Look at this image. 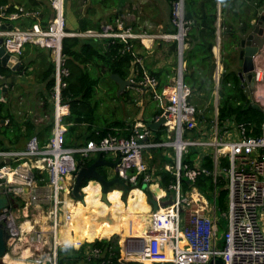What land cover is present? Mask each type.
Returning <instances> with one entry per match:
<instances>
[{"label": "built area", "instance_id": "2783aa9c", "mask_svg": "<svg viewBox=\"0 0 264 264\" xmlns=\"http://www.w3.org/2000/svg\"><path fill=\"white\" fill-rule=\"evenodd\" d=\"M47 1L51 14L44 25L40 24L37 10H27L18 5L7 10L6 5L0 6V37L5 52L19 56L24 44L32 43L48 49L55 66L54 85L48 95L52 103L49 138L39 145L32 136L21 148L0 149V197L8 200V204L0 209V225L9 233L7 245L20 246L17 247L18 254L27 246L35 264H61L56 259V248L60 245L54 241V228L62 211L63 194L71 200H78L71 193L75 175L84 166V160L101 154L105 161L113 163L112 175L104 178L117 177L132 185H127V190L116 184L110 188L118 189L119 198L123 200V195L131 188L142 191L144 186V199L152 211L151 228L146 230L145 236L126 237L123 246L117 242L124 260L122 249L125 250L127 245H137L140 238L141 248L137 252L147 253L151 245L162 253L170 250L171 260L152 263L215 264L219 260L220 264H264V65L258 63L259 53L253 57V86L250 89L243 86L248 104L263 112L257 134L253 133L250 122L225 120L220 123L217 120V87L222 67L216 43L212 47L214 109L210 119L202 117L199 120L201 111L188 101L191 92L182 81V59H177L175 75L159 86L158 78L142 68L137 57L136 63L142 70L137 77V66L133 68L126 78L128 86L141 95L149 94L160 109L149 121L162 116V123L153 130L145 122L135 121L124 128L125 134L107 132L97 141L88 139L83 144L65 145L63 116L68 112V104L60 100V89L65 86L62 77L68 72L63 66L62 37L110 38L109 42H121L127 47L130 39L138 38L142 42V36L149 35L123 26L118 19L116 26L102 24L99 30L65 31L63 0ZM170 10V24L175 32L157 34L156 37L175 41L176 52L182 58L183 36L189 24L183 19V0H174ZM20 16H30L34 22L29 27L8 23ZM186 153L193 154L189 167L181 163ZM205 157L211 161L210 169L202 165ZM161 171L172 176L163 187L160 185ZM198 173L209 174L213 183L222 177L226 205L219 213L214 205L217 187L204 195L191 184ZM181 175L188 181L183 191ZM95 181L101 190L100 183ZM137 182H140V187L135 186ZM152 186L160 194L154 192ZM81 189L79 186L82 197ZM149 197L157 202L154 210ZM15 199L19 207L15 206ZM40 204L46 205L45 222L50 228L41 231L38 224H32L30 230L22 231L19 223L27 219L31 222L29 208H40ZM15 211L18 216H15ZM220 219L222 229L219 232ZM84 253L89 259L101 256L98 247H89Z\"/></svg>", "mask_w": 264, "mask_h": 264}, {"label": "trees", "instance_id": "16d2710c", "mask_svg": "<svg viewBox=\"0 0 264 264\" xmlns=\"http://www.w3.org/2000/svg\"><path fill=\"white\" fill-rule=\"evenodd\" d=\"M173 1L168 0L170 7ZM250 1L253 2L252 11L264 5V0ZM91 2H98L104 5L106 0H91ZM217 2H219V8L217 7ZM244 2L245 0H183V19L187 22L189 21V24H187V29L183 36L185 47L182 50V60L184 61L182 81L189 87L191 92L188 101L201 111L198 119L201 120L202 117L205 120L210 119L213 111L212 91L214 89L212 81L214 69L212 47L215 45L218 32L222 71L219 75L217 87V120L220 123L225 120L250 122L254 128L253 133L257 134L260 131L263 112L248 104L249 100L236 72L238 68L237 43L252 28V25L249 23L250 17L248 15L245 16V14L242 17L244 13L243 9L245 10L243 6ZM14 3L23 4L27 8L40 7L42 0H16L13 3L8 2V0H0V6L7 5V10H11ZM85 13L84 15H77L78 30L87 28L99 29V20H92L90 13L87 11ZM111 19L112 15L107 17L108 21ZM45 23L46 20L42 18L41 25ZM64 29L68 31L66 28ZM168 31L169 33H174L175 28L172 26V29ZM109 39L98 38L95 40L70 36H65L61 39V54L64 59L63 66L68 72L66 76L62 77L65 81V86L60 89V100L68 104V113L63 116V122L66 123V130L63 136L65 145L83 144L88 139L97 141L107 132L125 134L124 128L129 126V124L121 119L109 121L106 117H102L100 120L96 113L98 101L91 102V98L95 93V87L99 81L98 77L93 75V69L102 68L108 74H115L121 79H126L135 66H137L138 71L137 77L142 70L140 65L136 63V58L141 56V54L134 52L133 42L135 40H132L128 43L127 47H124L121 42L114 41L111 43ZM30 44L31 49H35L36 45ZM175 47L176 43L172 41L170 49L174 51ZM24 57L25 52L23 51L19 55L22 64L19 70L11 71L7 67H0V74L8 77L12 73L19 74L25 70L29 63L28 61L23 63ZM40 64L36 82L40 84L41 105L45 109L48 106L46 98H49L48 95L54 85L55 66L48 55L41 57ZM147 71L158 78L159 86L166 83L165 78H163L165 72L162 68H149ZM120 94H126L125 89ZM159 110L155 108L152 116L156 115ZM6 118L8 122L2 123ZM0 120L2 121L0 122V149L20 148L21 144L31 136H35L39 145H42L50 136L51 119L46 123L41 122L37 124L38 127L28 118L19 121L10 112L8 100L0 101ZM141 120L145 122L149 121L143 118ZM192 156V153L184 154L181 158V163L187 167L191 166ZM94 159L95 157H90L84 160L83 165H89ZM202 165L210 169V159L205 157ZM95 169L97 170V166ZM97 171L105 177L101 171ZM160 174V185L163 187L172 176L164 171H161ZM86 182L87 179L85 178L80 182L83 194H85L84 190L91 187L90 184L95 181H89V183L85 184ZM191 184L204 195H207L208 191L213 187H217L214 198L215 211L219 213L225 208L226 191L222 188V177H218L216 182L213 183L209 174L198 173L193 178ZM127 185L129 187L132 186L128 183ZM140 185V182H137L135 186L140 187ZM187 186L188 181L181 175V190H185ZM136 189L140 190L138 188L132 190ZM108 194L110 196L113 195L112 198L120 201L123 205V200L119 198V191H109ZM78 206H82L86 211H92L97 214L95 227L92 229L85 219L73 223L68 236L71 240L75 236H79L80 240L72 246L64 245L56 248V259L59 263L78 264L80 260H83L84 264H98L100 261L103 264H149L150 261L171 260L170 250L162 253L154 247L151 251L152 245L150 246V250L145 253V258L139 260L140 262L136 261L138 260L136 258L137 251L129 253L128 250L122 249L124 257L127 259L124 260L118 246V244L123 246L124 239L116 240L110 238L112 235H118L119 229V216L114 212L113 205L101 201L95 207L88 195H84L82 202H74L71 210L61 212V215L68 216ZM124 211L126 210L124 209ZM125 216L122 217V220L124 223H127ZM104 223H107V227H102ZM66 228H68L67 222ZM221 229L222 220L220 219L218 231L220 232ZM65 235L61 237V242L64 241ZM81 240L83 243L80 242ZM89 247H98L101 251V256L98 258H86L84 250Z\"/></svg>", "mask_w": 264, "mask_h": 264}, {"label": "rangeland", "instance_id": "374dc122", "mask_svg": "<svg viewBox=\"0 0 264 264\" xmlns=\"http://www.w3.org/2000/svg\"><path fill=\"white\" fill-rule=\"evenodd\" d=\"M89 1V0H88ZM91 1V0H90ZM110 2L112 1V4H115L117 2V0H106V2ZM107 2V3H108ZM115 2V3H114ZM121 2V0H120ZM109 4V5H112ZM108 5V4H107ZM245 10L243 9V15L242 17L245 16H249L250 20L249 23L254 26L256 21L258 20V17L260 15L261 9L263 10L264 5H262L261 7L257 8L256 10H253V2H251L250 0H245L244 4H243ZM110 7V6H108ZM93 9L95 10V16L98 15L100 16L102 22L104 20H106V16L109 15L110 10H107L105 7H103L101 4H99L98 2H94L93 3ZM62 12H63V16H64V21H65V27L68 25L70 26L71 29H75V16L74 13L72 11V8L70 6V0H63V8H62ZM126 13L124 7H122V9L119 10V14L120 13ZM170 15H171V10H169V14H168V19L170 21ZM253 20V22L251 23V21ZM252 29V28H251ZM250 29V30H251ZM249 33V32H248ZM247 33V34H248ZM246 35H244L241 39H245ZM95 40H97L98 38H94ZM241 41V40H240ZM143 44H145L147 47L150 46L151 44V39L147 40L146 38H143L142 40ZM172 41H163L161 39H156L155 42L153 43L152 47L150 49H145V48H140L141 46L138 47L140 48L139 52H141V58H142V64L144 66V68H150V69H157V68H162L165 72V76L163 78H165L166 82L169 81V78L175 75V67H176V63H175V55L174 52L170 49V43ZM136 44V42H134ZM217 43V41H216ZM215 43V45H216ZM26 44V45H25ZM24 46L26 48V53L25 55H29L28 57H25L23 59V61L27 62L28 61V65L26 67H30L31 68V77L32 80L36 81V76H37V71L40 70L39 68V59H36V55L31 53V44L30 43H25ZM239 44V43H237ZM238 47V46H237ZM241 48V45H239L238 50ZM214 51H216V48H214ZM260 52V51H259ZM257 52V53H259ZM143 54V55H142ZM263 56V54H261V57ZM44 57V56H43ZM49 57V55H48ZM144 57V58H143ZM30 58H33L32 61H29ZM50 59V58H49ZM37 60V61H36ZM41 60V59H40ZM173 67V68H171ZM93 75L98 77V83L95 87V93L93 94L92 98H91V102L92 101H98V105H97V116L100 118V120L102 119V117H106L109 121L110 120H124L125 123L127 124H133L136 120H139L141 118H143L144 120H149V118L152 116V112L153 110L156 108V104L155 101H153L152 99H150V96L148 93H144V94H140L139 92H136V90L133 87L127 86L125 88L126 94L121 95V91L117 92V85L116 83L112 80V78H110V74L107 73V71H105L102 68H95L92 70ZM35 87L34 90L32 91H23L24 95L26 92L28 93H32L30 95H14L13 98L11 99L12 103V107L18 108L16 110V114L17 116H19V118L25 117L26 114H28L27 117H29V114L31 116H34L35 118H37V123H41V122H48L51 119V114H52V108H51V102L50 99L47 97L46 101L48 103L47 108H43L41 105V98L39 97L38 90L40 89V84H36L35 82L32 83ZM19 97L22 98L23 102L20 105L15 106V101L16 99H18ZM40 100H39V99ZM213 100V98H212ZM203 110V109H202ZM111 166L110 165H99L97 166V170L101 171L105 176H111L112 175V171H111ZM91 187H97L100 188L99 184L94 182L90 184ZM111 189V188H109ZM142 191H145V187H141ZM112 191H119L118 189H113ZM141 190H132L130 192H127V194L123 195V206L124 209L126 211H134L137 213H150V207H148L149 205L147 204V202L144 199V194ZM113 196V195H111ZM208 198V197H207ZM99 200L101 201V199L99 198ZM17 199L14 200V204L16 207H19L18 203H17ZM160 203H162V201H160ZM147 206L148 208L146 209ZM40 208H32L30 207L28 213L30 217L29 219H31L32 223L34 221V219H36L37 217L41 215H46V205L40 204L39 206ZM14 210V209H13ZM71 210V209H70ZM69 210V211H70ZM39 212V213H38ZM15 216H18V212L15 211ZM71 214H69L68 216H70ZM61 216H67V215H61ZM129 216H125V219L127 220ZM19 220L21 219V217L18 218ZM150 221L149 220V225H150ZM46 223V222H45ZM65 225H61L59 227H62L64 229H66V222H64ZM47 226L49 224H46ZM102 227H107V224H103ZM72 228V227H71ZM70 228V230H71ZM69 230V232H70ZM58 232V231H57ZM68 232V235H69ZM65 235V232L63 233L62 231L58 233V239H59V245H61V241H62V236ZM69 237V236H68ZM110 238L112 239H116L115 235L110 236ZM70 239V238H69ZM74 239V238H73ZM107 239V238H104ZM71 240V239H70ZM73 241V240H71ZM10 242V241H9ZM8 242V243H9ZM18 248H21L18 245H15L13 247H11L10 244L7 245L6 248V253L10 254V255H18ZM34 257V256H33ZM0 264H5L0 262ZM78 264H84L83 260H80ZM142 264V263H141ZM153 264V263H152ZM154 264H166V263H154Z\"/></svg>", "mask_w": 264, "mask_h": 264}, {"label": "crops", "instance_id": "0c3cea01", "mask_svg": "<svg viewBox=\"0 0 264 264\" xmlns=\"http://www.w3.org/2000/svg\"><path fill=\"white\" fill-rule=\"evenodd\" d=\"M34 1H37V0H34ZM8 2H12L13 3V2H16V0H8ZM107 2H105L104 5L101 4L107 10H110V12H107V13H109V15L106 16V20H104L102 22L100 16H98V15L95 16V10L93 9V3L94 2H91L90 0L89 1L88 0H70V6H71L72 11H73L74 16H75V26H76V28L75 29H71L70 26H68V25L66 27L64 26V28H66L70 32H81V31H84V30H87V29H89V30H99L100 26L102 24H110L112 26L113 25L116 26L117 19H118L123 26H128L133 31H136L138 33H145V34L149 35V36H142V40H143V37L151 39V44H150L149 47H147L145 44H143L141 41H139L138 38L130 39V42L132 40H135L134 42H136V44L133 42V47H134V52L135 53H141V52H139L140 48L150 49L152 47L153 43L155 42V40L156 39L159 40V38L156 37L157 34L169 33L168 30L172 29V25L170 24V21L168 19V14H169V9H170L168 0H121V2H120V0H117L116 3L114 2L115 4H112L113 3L112 1H110L108 3ZM109 4H112V5H109ZM13 5L21 6L24 9H27V10H37L40 24H41L42 18H43V20L47 21L49 16H50V14H51V9L49 7V3H48L47 0H42V3H41L40 7H29V8H27V7H24L23 4H16V3H14ZM108 6H110V7H108ZM122 7H124V9H125V12H126L125 14L122 13V12L119 14V10L122 9ZM217 7L219 8V2H217ZM85 11L90 13V17L92 18V20H96V19L99 20V22H100L99 29L87 28V29H84V30H78V28H77V15L78 16L81 15V14L84 15V14H86ZM110 15H112V19L110 21H108L107 17L110 16ZM32 22H34V18H32L30 16H20L17 19L8 21V23H10L12 26H18V27H29ZM70 37H79V36H70ZM79 38L94 39L93 37H90V38L79 37ZM216 41H217V45H219L218 32H217V36H216ZM138 44H140L139 45V46H141L140 48L138 47ZM105 45H106V42H105ZM170 45H171V43H170ZM239 45H241L240 41H239V44H238V48H239ZM23 51L25 53L27 51L25 46H23L22 52ZM173 52H174V55H175V63L177 65L178 54L176 52V49ZM32 54L36 55V59H39L38 60L39 68L41 66V64H40L41 63V60H40L41 57L42 56L45 57L46 55H49L48 54V49L43 48V47H39L37 45H36L35 49H31L30 55H32ZM261 54H263V56L260 59ZM25 57L29 58V55H25ZM32 59L33 58H30V60H32ZM139 59H140L141 67L144 68V66L142 64L141 56H139ZM257 60H258V63H260L259 65H261V66L264 65V48L262 50H260L259 55L257 57ZM219 62H220V55H219ZM23 63H26V62L23 61ZM220 64H221V62H220ZM253 65H254V62H253ZM221 67H222V65H221ZM171 68H173V67H171ZM144 69L148 70L147 68H144ZM30 71H31V68L30 67H26V69L23 70L22 72H20L19 74H14V73L11 74L12 85L9 88V90L7 91L6 100H8V108H9L10 112L16 117L17 120L23 121L26 118H28V119L32 120L35 123V126L38 127L37 124H39V122L37 123V121H38L37 118H35L34 116H31L30 114H29V117H27L28 114H26L25 117L19 118V116H17V114H16V110L18 108L12 107L13 104L11 105V103H12L11 99L13 98L14 95H16V94L19 95L20 94L19 96H21V95L23 96L24 95L23 91H25V89H26V91H32V90L35 89V87H34V85L32 83L35 82L37 84L38 82H36L35 80L34 81L32 80ZM4 77H6V76H4ZM30 94H32V93H28V92L25 93L26 96L30 95ZM37 94L40 97L39 90H38ZM14 101L16 102L15 106L20 105L23 102L21 97H19L18 99L14 100ZM51 105H52V103H51ZM51 108H52V106H51ZM212 114H213V111H212ZM150 119H151V117L149 118V120ZM5 120H6V122H5ZM136 121L145 122V121H143L141 119L136 120ZM0 122H2V121L0 120ZM7 122H8V119L6 118V119H4V121L2 123L5 124ZM25 142L26 141H24L23 143L21 142L22 144H21L20 148L23 147ZM84 191H85L84 195H88L90 201L93 203V205L95 207H97L99 205V203L101 201H103L102 197H101L100 188L89 187V188H86ZM99 198L101 199V201L99 200ZM106 201L107 202H105V203L113 205L114 212L119 216L118 235L120 234V226H123V227L129 229V227H127V225H129L130 223L132 224V223H135L137 221L138 224L139 223L143 224V223H146L145 219H147V222H148V218L150 216H152V212H150V213H137V212H134V211H124L122 203L120 201H116L109 194H107ZM145 207L147 209L149 206L148 207L145 206ZM71 208H72V206H71ZM123 214L129 215L127 223H124V221L122 220V215ZM143 217H145V218H143ZM151 218L149 220H151ZM63 219L68 223V228H66V229H64L62 227H59L61 224L64 225V220ZM82 219L87 220L89 225H90V227L92 229H94L95 223H96V220H97V214H95L92 211H86L84 209V207H82V206H78V207L75 208L74 211H72L70 216H65V217L64 216H60V219L57 221V224H56V237L58 238V233L61 232V231L63 233L65 232V234H66L65 237H64L65 239H64L63 242H61L60 246H64V245L72 246V245H74V243H77L80 240L79 236H75L73 241H71L69 239V237H68V232H69L70 228L72 227L73 223L79 222ZM20 223L23 224L22 222H20ZM20 223H19V228L23 231L24 228H23V226ZM104 224H107V223H104ZM149 226H151V221H150V225ZM57 228H58V232H57ZM122 232H125V231L123 230ZM125 238L126 237H124V240H125ZM133 252H129V253H133ZM17 256H19V255L14 256V255H10V254L6 253V255L2 258L3 260L1 259L0 262L5 263V264H35V262H33L32 259H31V255L24 256V257L21 256L22 258H19ZM145 256H146L145 253L136 252V258L138 260L144 259ZM149 264H151V261H150Z\"/></svg>", "mask_w": 264, "mask_h": 264}, {"label": "water", "instance_id": "95a60500", "mask_svg": "<svg viewBox=\"0 0 264 264\" xmlns=\"http://www.w3.org/2000/svg\"><path fill=\"white\" fill-rule=\"evenodd\" d=\"M253 20L251 21V23ZM177 42V40H176ZM241 48L238 50V69L237 75L241 82V86L247 85L250 89L253 86V80L251 78V70L253 68V57L254 55L261 50L264 45V8L261 9L260 15L258 20L256 21L255 25L252 26V29L249 31L245 39H241ZM181 56L178 55V61H181ZM0 67H7L11 71L19 70L22 67L21 61L18 56L9 54L5 52L2 46V37H0ZM110 78L116 83L117 85V92L123 91L126 86H128L129 82L126 79H121L115 74H110ZM12 85V78L11 76L4 77L0 74V101L6 100L7 91ZM163 117L160 116L155 121H148L146 122L147 126L151 129L155 130L157 127L162 123ZM112 162H108L103 160L101 154H98L97 157L87 166H82L78 169L74 183L72 185L71 193L76 199L81 198V193L78 191V187L80 186V182L83 178L95 179L101 185V197L105 199V192L114 184L120 185L123 190H127V184L121 181L117 177H113L111 179H106L101 175L96 169V166L99 165H112ZM152 210L156 209L157 202L152 199L148 198ZM169 200V199H168ZM166 200V201H168ZM165 201V202H166ZM8 204V200L5 197H0V209L3 208L5 205ZM116 237V235H115ZM9 239V233L0 225V260L6 253L7 242ZM139 242L135 246L127 245L125 250L129 251H136L141 248L140 246V238L137 239ZM45 264H48L45 262ZM211 264V262H208ZM215 264H220L219 260L215 261Z\"/></svg>", "mask_w": 264, "mask_h": 264}, {"label": "bare ground", "instance_id": "6f19581e", "mask_svg": "<svg viewBox=\"0 0 264 264\" xmlns=\"http://www.w3.org/2000/svg\"><path fill=\"white\" fill-rule=\"evenodd\" d=\"M143 38H146V37H143ZM147 40H149L150 38H146ZM8 179H11V177H8ZM89 181H95V180H88L87 181V183H89ZM96 182V181H95ZM86 183V184H87ZM152 188V190L154 191V192H157L158 194H160V191H158L157 190V188L156 187H154V186H152L151 187ZM132 189H134V188H132ZM131 189V190H132ZM139 189V188H138ZM82 190V189H81ZM111 190H113V189H110V190H108V192L106 193V195H105V200H103L104 202H107L106 201V199H107V194L109 193V191H111ZM130 191V190H129ZM84 195V194H83ZM82 195V197L80 198V199H78V200H71V199H69L65 194H63V206L61 207V209H62V211L61 212H68L69 211V209L71 208V206H72V204L74 203V202H76V201H80V202H82L83 201V196ZM61 212L59 213V215L57 216L58 217V220L60 219V216H61ZM150 212H152V211H150ZM39 213V212H38ZM124 215H126V214H123L122 215V217L124 216ZM126 216H129V215H126ZM152 216H150L149 218H148V222H147V219H145V221H146V223H137V221L135 222V223H130L129 225H127V227H129V229L128 228H125V227H123V226H120V234L119 235H116V238L118 239V240H122V239H124V237H140V236H145V232H146V230H148V229H150L151 228V226H149V219L151 218ZM143 218H145V217H143ZM45 219H46V217L44 216V215H41L40 214V216L39 217H37L36 219H34V221H33V223H32V221L30 222V220H24L22 223L23 224H21L22 226H23V228H24V230H30L33 226H32V224H38V227L40 228V230L41 231H46V230H48L50 227L49 226H47L46 225V223H45ZM64 220V219H63ZM127 221H128V219H127ZM64 222H65V220H64ZM64 225H65V223H64ZM125 231V232H122V231ZM128 230V231H127ZM57 231H58V228H57ZM127 231V232H126ZM125 233V234H124ZM59 239L56 237V226H55V228H54V241L56 242V243H58L59 241H58ZM81 243H83V241L81 240L80 241ZM155 246L154 245H152V247H151V251H152V249L154 248ZM129 252H133V251H129ZM5 255H6V253H5ZM4 255V256H5ZM19 256H17V257H19V258H22V257H24V256H28V255H31V253H30V250H29V248L26 246V247H23L22 248V250H20V253L18 254ZM3 256V257H4ZM22 256V257H21ZM2 257V258H3ZM125 258V257H124ZM126 259V258H125ZM3 260V259H2ZM127 260V259H126Z\"/></svg>", "mask_w": 264, "mask_h": 264}]
</instances>
